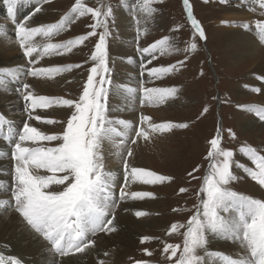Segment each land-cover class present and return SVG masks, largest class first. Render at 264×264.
Wrapping results in <instances>:
<instances>
[{
    "label": "snow or ice",
    "instance_id": "6c2138e0",
    "mask_svg": "<svg viewBox=\"0 0 264 264\" xmlns=\"http://www.w3.org/2000/svg\"><path fill=\"white\" fill-rule=\"evenodd\" d=\"M30 2L31 0H3L7 7V15L13 21L19 47L28 58L29 64L33 65L29 72L32 77L52 79L74 67H81L79 64L50 67L35 65L45 57L71 53L90 37H98L91 54L93 66L78 100L38 95L31 84H22L21 95L27 104L25 111L28 120L34 119L48 125L62 123L64 128L61 133L48 134L28 122L23 123L22 131L16 132L11 126L12 122L0 114V137L12 145L10 155L14 161L15 183L9 190L12 193L14 210L34 233L48 243L52 252L59 257H68L84 253L93 247L95 245L93 237L97 234H110L117 230L114 221L118 200L154 198L155 194L149 191H127L130 183L156 185L174 179L169 175L130 165L129 159L133 156V151L131 148L125 149L130 133L135 136L131 143L136 144L139 139L148 141L155 134L170 133L176 128L186 129L189 124L171 121L155 123L151 116L144 114L140 115L138 126L127 120L109 118L107 96L111 80L107 75L110 72L107 38L110 35L109 21L113 17L110 5L101 3L98 7H90L84 0H75L70 10L59 21L29 26L28 21L31 17L26 16L23 22H17L16 11L19 5H27ZM162 2L163 0H139V3H136L132 0L131 4L126 2L123 6L142 13L146 22L157 11L154 5ZM220 2L225 3L226 0ZM183 3L194 35L198 34L201 39L206 40L204 29L193 15L189 0H183ZM254 4L258 5L264 14V0H254ZM252 10L255 11L256 7ZM40 11L41 8L36 7L33 14ZM86 15H91L95 21L89 25L91 31L62 42H51L52 37L69 28L74 19ZM135 23L137 51L141 56L150 57L147 64H151L158 55L179 51L169 36H164L146 47H139V38L147 33V29L141 28V18L138 17ZM244 27H254L259 41L264 43V20L258 19L254 26L245 24ZM98 29L103 31H97ZM0 35H6L4 25H0ZM37 37L45 42L38 43ZM197 47V43L193 41L184 51L195 52ZM186 60L187 57L167 66L149 68L145 65V71L150 78L161 79L178 71ZM200 75H203V71ZM8 77L17 79V70H0V85H5ZM127 91L131 93L136 90L128 88ZM142 92L143 102L160 103L167 98L175 97L178 89L144 86ZM54 107L68 108L72 111L66 121L33 115L37 109L47 110ZM238 107L254 112L264 121V106L238 105ZM207 112L208 107H204L201 115ZM228 132L235 138V133L231 129ZM53 141L59 143L56 146L44 144ZM221 142V130L218 128L216 135L209 141L210 149L206 159L210 163L200 188L202 194L200 203L194 206L195 211L186 222H174L168 230V235L178 233L183 237L182 244L164 245L163 252L168 254L169 260L174 259V264H203V257L197 253L198 250H206L209 235L239 246L240 251L235 254L206 252V255L218 259L220 264H264V199L254 198L230 187L237 179L232 171L235 153L231 149L223 148ZM106 143L109 145V151L114 148L113 154L122 160L124 184L119 189L118 198L113 192L116 174L106 169L104 164ZM240 152L247 157L252 166L236 163V167L242 168L248 177L264 188V154L247 145L241 146ZM198 170L193 169L188 176L195 179L193 173ZM179 191L183 193L188 189L180 188ZM7 203L9 202L0 200V206ZM173 211L178 212L181 209L176 208ZM146 214L144 211L135 212L137 217ZM150 239L152 238L144 236L141 243ZM144 251L151 256L149 250ZM0 264L21 262L15 257H9L6 261L5 257L0 255ZM100 264H104V261H100ZM135 264L150 262L136 261Z\"/></svg>",
    "mask_w": 264,
    "mask_h": 264
},
{
    "label": "rangeland",
    "instance_id": "374dc122",
    "mask_svg": "<svg viewBox=\"0 0 264 264\" xmlns=\"http://www.w3.org/2000/svg\"><path fill=\"white\" fill-rule=\"evenodd\" d=\"M74 2L75 0H47V2L37 6L41 8L40 12L33 14L34 9L32 14L27 15L37 21L54 23L70 10ZM84 2L90 7H98L101 3L111 6L113 17L109 21L110 35L107 38L111 41L114 30H116V11L126 2L131 4L132 0H84ZM135 2L139 3V0H135ZM189 2L192 6L193 15L204 29L206 40L201 39L198 34L194 35V29L188 19L183 0H163L162 3H156L154 7L157 11L148 21L143 23L147 33L139 38V47H146L164 36H169L174 46L179 49L172 54L158 55L157 59L148 64L147 67L149 68L174 64L177 61L185 60L187 57L184 65L178 71H174L161 79L151 78L146 85H141L139 90L142 91L144 86L177 88L178 92L175 97L167 98L161 103L163 105L162 108H159V115L162 117L154 121L188 123L189 127L186 129L176 128L170 133L155 134L148 141L138 140L136 145L132 143L129 145V148L134 150L129 163H134L137 167L146 168L159 174L172 176L174 179L163 184L144 185L143 191H149L155 195L154 198L142 200L144 201V208L141 211L147 213L137 217L142 229L133 237V242L128 246L116 243L107 250H98L97 253L102 256L98 260V264L100 261H104V264H135L136 261L145 260L149 261L150 264H174V259L169 260L168 254L163 252V248L166 243L182 244L183 237L178 233L168 235V230L174 222H186L194 213V206L200 203L202 195L200 188L210 163L206 159L210 149L209 141L216 135L218 128L222 135L221 146L225 149H231L235 153L232 171L237 179L230 184V187L237 192L264 199V188L248 177L242 168L236 167V163L252 166L247 159H240L241 156H244L240 152L241 146L254 147L258 152L264 154V134H257V132H252L250 128H245V122L251 121L256 116L255 113L238 107V105L264 106V87L261 86L264 73L259 72L260 68L257 67L259 63H264V51L260 53L262 50H258L260 57L256 58L253 64L245 66L243 64L249 63L253 57L242 53L235 55L224 46L223 34L225 29L230 28V26L223 27L222 23L226 19L224 16L227 9L234 5L235 0H226L225 3H221L220 0H189ZM253 5L254 1L251 6L253 7ZM258 19L264 20V14L262 16L256 14V17H253V26ZM94 22L91 15L74 19L70 27L52 37L51 42H62L86 34L91 31L89 25ZM236 27L243 28V25L238 24L234 28ZM177 28L178 30H176ZM97 31H103V29ZM6 41H16L13 40L12 29H10ZM97 41L98 37H90L83 45L73 49L71 53L59 55L60 65L79 64L81 67H74L70 71L63 72L62 74L65 75L66 73V75L55 81L32 77L29 72L33 65H26L23 74L17 73V79H13L18 84V87L15 84L14 86L19 91L20 96H22V84L29 83L34 86H32L33 88L38 87V91L47 92L46 95L43 94L44 96L78 100L87 82L90 68L93 66L91 54ZM193 41L198 46L196 51L185 52L184 49L188 48ZM133 45L137 50V39ZM23 56V51L19 50V58L21 59ZM108 67H110V72L107 75L112 84L114 64L113 66L108 65ZM201 71H203V75H200ZM256 89H260V91H256ZM139 90H137V94H139ZM123 101L125 102L124 110L131 108L132 101L129 95H125ZM6 105V101L0 99V109H9ZM22 106L27 107L23 97ZM204 107H208V112L201 115ZM71 111L68 108L55 107L51 108L50 112L45 113V115L44 113H38V115L54 118L58 121H66ZM143 113V110L139 111V115ZM25 115H27L26 112ZM33 115L37 114L33 113ZM27 122L48 134H59L64 128L62 123L48 125L34 119ZM229 129L235 133V138L229 135ZM6 131L7 127H5ZM57 143L59 142H44L45 146H56ZM235 167L239 173L235 172ZM195 168L199 170L193 173V176L196 177L193 179L188 176V173ZM0 175L6 176L2 168H0ZM1 181L3 180H0V200L9 202L3 207L0 206V215L5 217L13 211L14 206L12 205L11 191H4V188H1L3 184ZM180 188H187L188 191L182 193L179 191ZM4 193L7 196L5 198L2 197ZM176 208L181 209V211H173ZM114 223L118 229L119 224ZM116 231L106 234L104 243L113 240L112 236L117 234ZM144 236L152 239L141 243V238ZM95 237H93L94 240ZM216 240L227 241L209 235L206 250H198L197 254L203 257V264H220L218 259L206 255V252L235 254L238 252L237 250H240L235 243L232 244L236 248L231 250L209 247L210 243L213 244L217 242ZM145 249L152 253L151 256L145 253ZM1 254L4 255L5 253L0 252Z\"/></svg>",
    "mask_w": 264,
    "mask_h": 264
},
{
    "label": "bare ground",
    "instance_id": "6f19581e",
    "mask_svg": "<svg viewBox=\"0 0 264 264\" xmlns=\"http://www.w3.org/2000/svg\"><path fill=\"white\" fill-rule=\"evenodd\" d=\"M44 2V0H31V2L27 5H19L16 11V21L21 22L22 20H24V18L32 13L38 5H41ZM252 2L253 0H235L234 5L231 8L227 9V13L224 16L226 19L222 23L223 27H225L226 25L230 26V28L225 29L226 31L223 34L225 41L224 46L232 51L235 55L242 53L253 57V59L250 60L249 63L246 62V64H243L245 66L253 64L256 58L260 57V53H263L264 51V47H262L264 43L259 41L254 27H244L245 24H253V17H256V14L259 16L263 15L262 10L258 7V5L254 4L253 7H256V10H252ZM123 5L124 4L119 7L115 14L116 30H114L115 32L113 33L112 40H107L108 65L113 66L114 64V67L112 68L114 76L107 98L108 116L111 119L127 120L130 121L134 126H138L140 117L139 111L143 110V114L151 116L153 122L160 123V121L154 120L162 117L159 115V108H162L161 106L163 105L161 104L162 102H143V92L139 90L141 85H146L151 80V78L145 71V65L148 66V59H146L147 57L141 56V54L137 50H135L133 45V43L137 39V25L135 23V20L138 17L141 18V28L144 29L143 23H145V21L143 19V14L133 10L131 7H124ZM28 24L29 26H38L41 24L49 23L30 19L28 21ZM238 24L243 25V28H234L235 26H238ZM0 25H4L6 27V35H0V70H12L14 68L15 70H17V73L23 74L24 67L31 64H29L27 57L23 56L21 59L19 58V50L22 51V49L19 47L17 37L14 38L15 32L13 21L7 15V7L3 3V0H0ZM10 29H12L13 40L15 39L16 41H6L8 39ZM141 36L140 38H142ZM37 42L43 43L45 41L42 38L37 37ZM258 50L262 51L259 53ZM129 58H131V62H129ZM35 66L50 67L62 65H60L59 55H52L40 60L39 64ZM257 67L260 68V71L258 70L259 72L264 73V63H259ZM65 75H57L51 80L55 81L56 79H60ZM11 79V77H8L6 84L0 85V99L2 101H6V106L9 107V109H0V114H2L7 121L12 122L11 126L14 131L19 132L22 131L23 123L27 122L28 120L26 117L27 115H25L26 108L22 106V96H20V94L18 93L19 91L16 88L18 87V84L13 79ZM262 80L263 82L261 83V86L264 87V79ZM14 84L16 85V87L14 86ZM128 88L135 89L136 91L130 93L127 91ZM33 89L38 95H46L47 93L41 90L38 91V87ZM137 90L140 91H138L139 94H137ZM125 95H129L130 100L132 101L131 108H128V110L123 109V106L125 104V102L123 101V97ZM57 111L59 110L57 109ZM47 112H50V109H37L34 113L37 115L38 113H44L45 115V113ZM5 127H7V125ZM247 127L250 128V130L254 133L257 132V134H264V121L260 120L257 116H254L251 121L245 122V128ZM131 139H135V136L130 133V139L126 141L125 149L129 148ZM139 140L145 141L143 139ZM11 151L12 145L7 140L1 137L0 153H3V155H0V168H2L4 173H6V176L0 175V180H3L1 181L3 183L1 185V188H4V191L9 192V189L13 188L15 183V181L13 180L14 161L12 160L10 155ZM114 152V148L109 151V145L106 143L104 164L106 169L116 174V182L113 188V192L115 193L116 198H118L119 189L123 186L124 179L122 160L119 156L114 155ZM5 157H8L9 159H2ZM241 157V160L247 159V157L245 156ZM247 161L249 162L248 159ZM130 165L137 167L134 163H130ZM235 172L239 173L236 167ZM143 187V184L130 183L129 187L126 190L143 191ZM2 197L5 198L7 196H5L4 193L2 194ZM143 208L144 201L142 200H118V207L115 209L116 219L114 222H117L119 224V228L116 231L117 234L112 236L113 240H108L104 243V241L106 240V234H97V236L95 237V245L93 247H90L84 253H77L68 257H59L57 254L52 252L48 243L40 236H38V234L34 233L28 226H26L27 224L13 208V211L10 213L8 212L9 214L5 215V217H2L4 215H0V252L5 253L3 256L5 257L6 261L9 257H15L21 262V264H98L97 262L101 259L102 256L97 252L107 250V248L116 243L128 246L133 242V237H135L138 231L142 229L140 222L137 221L135 212L141 211L143 210ZM209 247H217L219 249L227 248L228 250L236 248L233 246L232 242L228 240L225 242H220L218 240L213 244L210 243Z\"/></svg>",
    "mask_w": 264,
    "mask_h": 264
},
{
    "label": "water",
    "instance_id": "95a60500",
    "mask_svg": "<svg viewBox=\"0 0 264 264\" xmlns=\"http://www.w3.org/2000/svg\"><path fill=\"white\" fill-rule=\"evenodd\" d=\"M146 59H150V57H147Z\"/></svg>",
    "mask_w": 264,
    "mask_h": 264
}]
</instances>
